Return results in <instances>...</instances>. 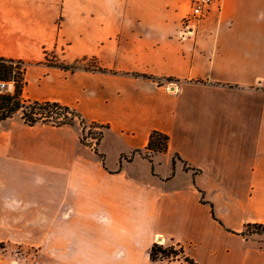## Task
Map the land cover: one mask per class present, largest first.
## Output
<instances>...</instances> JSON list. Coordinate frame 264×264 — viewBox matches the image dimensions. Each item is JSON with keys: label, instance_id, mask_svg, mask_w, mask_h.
<instances>
[{"label": "crops", "instance_id": "1", "mask_svg": "<svg viewBox=\"0 0 264 264\" xmlns=\"http://www.w3.org/2000/svg\"><path fill=\"white\" fill-rule=\"evenodd\" d=\"M190 7L0 0V57L28 64L24 98L101 131L91 146L77 122L0 123V264L176 263L154 245L264 264V0H216L181 40ZM154 132L167 152L148 151Z\"/></svg>", "mask_w": 264, "mask_h": 264}, {"label": "trees", "instance_id": "2", "mask_svg": "<svg viewBox=\"0 0 264 264\" xmlns=\"http://www.w3.org/2000/svg\"><path fill=\"white\" fill-rule=\"evenodd\" d=\"M47 63L51 67L66 71L91 70L85 61L75 62L70 65L62 64L58 61H49ZM27 66L28 64L22 61L0 57V123L20 114L24 123L29 126L39 124L73 126L76 122H79L83 130H85L81 118L69 107L58 103L30 101L24 98V91L27 87L25 79ZM82 141L85 143V139H82ZM168 147V136L158 132L151 134L147 147L148 151L151 153H165ZM257 230L260 231V228H257ZM179 251L182 253V249ZM168 252V249L163 246L154 245L151 249L150 257L153 261H156L159 254L167 256Z\"/></svg>", "mask_w": 264, "mask_h": 264}, {"label": "built area", "instance_id": "3", "mask_svg": "<svg viewBox=\"0 0 264 264\" xmlns=\"http://www.w3.org/2000/svg\"><path fill=\"white\" fill-rule=\"evenodd\" d=\"M215 3L216 0H190V11L180 22L179 37L181 40H188L195 36L197 25L210 14ZM91 141L97 143L98 140L92 139ZM91 141V146H95L96 143L93 144Z\"/></svg>", "mask_w": 264, "mask_h": 264}, {"label": "rangeland", "instance_id": "4", "mask_svg": "<svg viewBox=\"0 0 264 264\" xmlns=\"http://www.w3.org/2000/svg\"><path fill=\"white\" fill-rule=\"evenodd\" d=\"M87 66L90 67L91 69L92 68H95V64L92 63V62H86ZM77 124H79V122H77ZM101 131L98 129L97 130V127L96 126H91L90 128L87 127L85 130H84V134H83V139H85V143H90V141L92 139H95V140H98L100 139V133ZM87 141V142H86ZM97 141V143H98ZM91 143H96V141H91ZM96 143V144H97ZM165 249H168V254L167 256L165 255H161L159 254L158 255V259L156 261H160V260H166L168 262H176L175 264H177V262H180V264H192L193 262L189 261L188 259H185L182 255H181V252L179 251L178 248L176 247H170V246H163ZM6 245L5 243H0V254L1 255H4L5 253V249H6ZM165 257V258H164ZM8 259H11V257H6V259L2 260L4 262V264H8Z\"/></svg>", "mask_w": 264, "mask_h": 264}]
</instances>
